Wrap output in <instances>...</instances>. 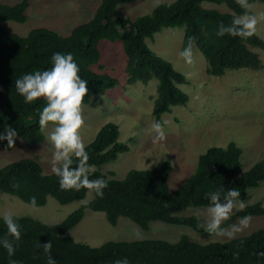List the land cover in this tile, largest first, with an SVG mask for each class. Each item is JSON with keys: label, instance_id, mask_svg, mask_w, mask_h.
Instances as JSON below:
<instances>
[{"label": "trees", "instance_id": "16d2710c", "mask_svg": "<svg viewBox=\"0 0 264 264\" xmlns=\"http://www.w3.org/2000/svg\"><path fill=\"white\" fill-rule=\"evenodd\" d=\"M146 0H102L95 16L88 23L76 27L69 36H61L47 28H37L22 37L0 26V134L6 127L18 133L17 139L29 146L42 145L46 141L40 130L39 113L46 101L41 98L27 104L15 88V80L37 70H49L56 53L72 54L80 68L81 79L88 82L89 94L85 105L94 98L105 96L119 81L108 74H99L92 69L102 60L99 44L102 40L121 42L126 55V73L130 85L141 82L147 85L158 80V97L153 115L162 122L163 115L173 107H185L189 95L180 86L189 85L185 75L178 72L172 63L157 56L147 40L153 39L164 29L185 28L182 50L189 39L195 38V47L208 62L207 74L223 77L227 71L262 69V61L253 48L264 50V41L254 35L248 39L218 36L219 26L229 25L232 19L244 10L236 0H176L158 5L151 14L136 19L123 16L122 4L133 5ZM264 4V0H249ZM204 3L225 4L233 13H222L204 8ZM30 0L16 5L0 4V24L15 22L25 24ZM119 126L105 125L95 139L86 146L89 163L96 168L90 179L107 181L103 197L96 196L57 225H48L29 217H14L21 226V239L9 235L3 218H0V240L8 239L15 248L9 257L0 245V264H47L48 257L42 245L52 241L51 255L56 264H115L127 258L129 264H264V229L253 234L222 243L200 245L183 236L177 243L161 240L135 242L109 241L100 247L78 243L67 234L83 220L87 210L104 213L108 223L115 227L120 218H127L148 231L151 223L161 222L175 226H187L203 234L201 221L195 217H181L189 208H207L210 201L207 193L216 190L238 189L240 199H251L250 190L264 183V158L242 173V149L235 143L227 148L213 147L200 156L196 172L176 191L169 188L174 172L170 162L157 164L152 170H133L124 180H112L100 170L130 152L131 148L119 141ZM16 139V142H17ZM15 142V147H16ZM7 141H0V148L13 151ZM74 158V166H75ZM111 175L114 176L113 173ZM0 192L18 197L31 206L32 197L36 207L47 205L53 197L62 205L81 201L88 190H62L58 177L45 175L43 167L34 159H23L0 168ZM264 217V198L246 206L232 215L225 226L235 224L244 216Z\"/></svg>", "mask_w": 264, "mask_h": 264}, {"label": "rangeland", "instance_id": "374dc122", "mask_svg": "<svg viewBox=\"0 0 264 264\" xmlns=\"http://www.w3.org/2000/svg\"><path fill=\"white\" fill-rule=\"evenodd\" d=\"M22 1L0 0V4L16 5ZM101 1L30 0L28 20L25 24L4 22L0 26L22 37L37 28H47L66 37L76 27L92 20ZM175 1L146 0L133 5L122 4L118 9L123 16L136 19L151 14L158 5ZM253 5L254 13H264V4ZM203 6L222 13H233L225 4L204 3ZM184 35L185 28L164 29L153 39L147 40L157 56L172 63L190 82L189 85L180 86L189 95L188 105L173 107L171 113L162 117L168 123L164 125L166 140L161 142H153L154 131L151 128V123L156 121L153 111L158 97V80L154 78L147 85L141 82L130 85L127 82V59L122 43H112L108 40L100 42L102 60L92 69L99 74L116 78L119 84L105 96L94 98L90 104L85 105L83 139L88 146L101 128L114 123L119 126L121 132L119 141L131 148L130 152L119 155L116 161L100 168L108 178L124 180L133 170H152L160 162L168 161L174 168L169 188L176 191L196 172L200 156L210 148H227L231 143H235L243 152L242 173L251 170L264 158V50L252 49L261 58V70L227 71L223 77H212L207 74L208 62L197 47L194 48L193 66L187 65L179 55ZM256 35L264 41V22L258 26ZM44 134L46 141L42 145L29 146L17 139L13 151L8 152L0 148V168L23 159H34L43 167L45 175L53 174V149L47 132ZM249 193L251 199L245 201L246 206L256 204L264 198V183ZM94 197V193L87 195L88 203ZM82 206L84 205L80 204V201L62 205L53 197H49L46 206L33 208L18 197L0 192V218H3L5 211H11L14 217H29L48 225H57ZM206 209L189 208L180 216H195L202 224ZM262 229L264 217L253 218L250 226L238 233L234 239L249 236ZM67 236L91 247H100L109 241L161 240L177 243L183 236L200 245L233 240L212 237L207 232L200 234L187 226L161 222L151 223L150 229L145 231L127 218H120L118 225L112 227L104 213L90 210L86 211L81 223Z\"/></svg>", "mask_w": 264, "mask_h": 264}, {"label": "clouds", "instance_id": "9594fccd", "mask_svg": "<svg viewBox=\"0 0 264 264\" xmlns=\"http://www.w3.org/2000/svg\"><path fill=\"white\" fill-rule=\"evenodd\" d=\"M236 3L244 10L243 14L235 16L227 26L221 24L217 35L248 39L257 34L258 26L264 22V13H254V5L249 0H236ZM194 48L195 38H191L179 53L189 66L195 64ZM79 72L80 68L72 54L56 53L52 57V67L49 70L24 74L15 80V88L27 104L41 98L46 101L39 113V126L42 132L48 134L53 149L51 171L58 177L61 189L77 192L87 189V195L95 193L96 196L103 197L104 189L108 186L107 181L101 178L90 179L96 168L89 163L90 157L82 135L85 125V98L89 94V89L88 82L81 79ZM167 123V120L151 123L154 131L153 142L166 140L164 125ZM17 136L15 129L6 127L5 132L0 134V141L6 140L9 148L15 147ZM240 197L238 189L226 192L221 189L207 193L210 206L206 209L205 219L201 225L205 232L216 238L234 239L238 233L247 229L253 219L251 215L242 217L236 224L225 226L235 212L245 209L246 203ZM87 203V196L80 201L82 205ZM30 204L31 207H36L35 197L31 198ZM3 220L9 235L19 241L21 226L16 222L13 212L5 211ZM0 245L7 250L9 257L14 256L15 248L11 241L5 238L0 240ZM42 247L48 257L47 264H56L51 255L52 241L44 243ZM10 264H16V261L10 260ZM115 264H129V261L124 258L115 261Z\"/></svg>", "mask_w": 264, "mask_h": 264}]
</instances>
